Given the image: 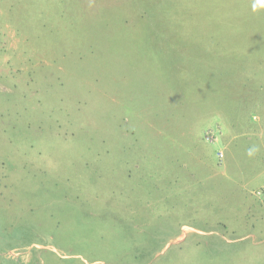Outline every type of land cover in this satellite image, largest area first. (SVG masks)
<instances>
[{"label": "rangeland", "instance_id": "obj_1", "mask_svg": "<svg viewBox=\"0 0 264 264\" xmlns=\"http://www.w3.org/2000/svg\"><path fill=\"white\" fill-rule=\"evenodd\" d=\"M0 264H264V0H0Z\"/></svg>", "mask_w": 264, "mask_h": 264}, {"label": "trees", "instance_id": "obj_2", "mask_svg": "<svg viewBox=\"0 0 264 264\" xmlns=\"http://www.w3.org/2000/svg\"><path fill=\"white\" fill-rule=\"evenodd\" d=\"M245 84H247V83H245Z\"/></svg>", "mask_w": 264, "mask_h": 264}]
</instances>
